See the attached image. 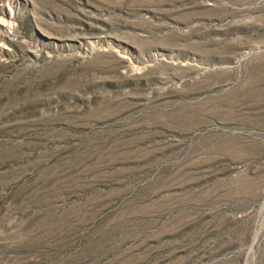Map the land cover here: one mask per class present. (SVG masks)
Returning <instances> with one entry per match:
<instances>
[{
  "label": "rangeland",
  "instance_id": "1",
  "mask_svg": "<svg viewBox=\"0 0 264 264\" xmlns=\"http://www.w3.org/2000/svg\"><path fill=\"white\" fill-rule=\"evenodd\" d=\"M0 264H264V0H0Z\"/></svg>",
  "mask_w": 264,
  "mask_h": 264
},
{
  "label": "bare ground",
  "instance_id": "2",
  "mask_svg": "<svg viewBox=\"0 0 264 264\" xmlns=\"http://www.w3.org/2000/svg\"><path fill=\"white\" fill-rule=\"evenodd\" d=\"M15 17L11 13H6L4 17L0 19V24L3 26H8L10 27L14 23Z\"/></svg>",
  "mask_w": 264,
  "mask_h": 264
}]
</instances>
